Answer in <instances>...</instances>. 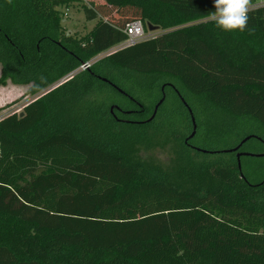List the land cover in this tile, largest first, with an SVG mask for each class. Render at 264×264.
Masks as SVG:
<instances>
[{"label":"trees","instance_id":"trees-1","mask_svg":"<svg viewBox=\"0 0 264 264\" xmlns=\"http://www.w3.org/2000/svg\"><path fill=\"white\" fill-rule=\"evenodd\" d=\"M81 1L0 0V86L68 77L0 122V264H264V178L245 173L264 150L237 158L264 147V6L241 33L206 20L213 0H104L65 34ZM136 20L160 33L69 78ZM247 123L261 133L238 152L194 143ZM169 146V164L143 155Z\"/></svg>","mask_w":264,"mask_h":264},{"label":"rangeland","instance_id":"rangeland-1","mask_svg":"<svg viewBox=\"0 0 264 264\" xmlns=\"http://www.w3.org/2000/svg\"><path fill=\"white\" fill-rule=\"evenodd\" d=\"M256 1L257 3L264 2V0H256ZM104 3H105L104 0H82L81 2L75 3L69 7L60 8L63 15L62 26L65 31V34L73 35L77 37H83L87 35L94 27L96 21H88L86 19L84 13V6L102 5ZM145 33L146 36L149 37L160 33V31L148 30L145 31ZM0 75H1V66H0ZM27 90H28V86L15 85L10 82L5 86H0V110L4 109L3 107L24 105L30 102L33 98H36L40 94H42L39 93L37 95H31L27 93ZM169 105L170 107L176 108V104L174 102H172ZM127 106L131 107L132 105L127 103ZM260 133L261 131L256 126L252 125L251 123H247L246 125L244 124L239 129H237L233 135L228 136L226 139H223L221 141L205 139V137L200 134L197 138V141L194 143H197V145L199 146H203L209 149H214L216 151H226L229 150L230 147L241 142L243 138H246L248 136H258L257 134ZM262 150H264V147H262L257 141H252L244 147L243 152L248 154H256L257 152H260ZM172 152H173L172 147L169 146L164 149L158 148L147 153L143 152V155L152 156L166 165L170 163ZM248 157L249 155H246V159H248ZM249 159L252 161H249V165L245 166V173L249 176L252 182H258L264 178V157L249 158ZM256 163L257 164L262 163L263 166L257 167L255 171L251 167L252 164H256Z\"/></svg>","mask_w":264,"mask_h":264},{"label":"clouds","instance_id":"clouds-1","mask_svg":"<svg viewBox=\"0 0 264 264\" xmlns=\"http://www.w3.org/2000/svg\"><path fill=\"white\" fill-rule=\"evenodd\" d=\"M9 4L12 0H7ZM214 11L206 20L224 32H244L248 29L249 13L254 5L252 0H213ZM249 34L251 30H249Z\"/></svg>","mask_w":264,"mask_h":264},{"label":"built area","instance_id":"built-area-1","mask_svg":"<svg viewBox=\"0 0 264 264\" xmlns=\"http://www.w3.org/2000/svg\"><path fill=\"white\" fill-rule=\"evenodd\" d=\"M253 5H254L253 8H258V7L264 6V2L263 3H257V1L255 0ZM124 32L127 35V39L123 43H121L118 47L114 48L113 50H110L109 52H106V53H104V54L92 59L91 61H88V62H85V63L81 64L78 69L74 70L69 75V78L71 76H73V75H76L80 71H84V70L90 68L100 58H102L103 56H106L107 54L113 52L114 50H117V49H120V48H123V47H127V46L135 45V44L143 41L144 39L148 38V36H146L143 23L140 20H136V21H133V22L127 24ZM66 79H68V77L62 79L59 83L55 84L53 87H51V88L47 89L46 91L42 92V94H40V95H43L46 92L50 91L51 89L55 88L56 86L62 84ZM26 104L21 105V106L15 105V106H12V107H3L4 109L0 110V122H2L8 116L22 113V111H23V109H24ZM1 153H2V147H1V144H0V155H1Z\"/></svg>","mask_w":264,"mask_h":264},{"label":"water","instance_id":"water-1","mask_svg":"<svg viewBox=\"0 0 264 264\" xmlns=\"http://www.w3.org/2000/svg\"><path fill=\"white\" fill-rule=\"evenodd\" d=\"M149 29L152 31V30H154V27H153V26H149ZM105 80H106V79H105ZM163 101H164V98L161 99V101L157 104V106H156V108H155V111H154L152 117L149 119V121L152 120V119L155 117L156 112H157V109L159 108L160 104H161ZM186 105H187V104H186ZM187 107H188V106H187ZM188 109H189V111H190L191 118H192L193 132H192L191 135L187 138V142H188L189 139H191V138H193V137L195 136V134H196V130H197V124H196V120H195V117H194V115H193V112L191 111L190 108H188ZM22 114H23V113H21V115H22ZM251 137H252V136H248V137H246L245 139H243V140L241 141V143H240L238 146H236V147H234V148H232V149L226 150V151H224V152H238L239 149L242 147V145H243L244 143H246ZM204 152H206V151H204ZM245 155H250V154L245 153V152H238V153H237V158H238V161H239V168H240V170H242V166H241V163H240V158H241L242 156H245ZM257 156H264V154H262V155H257Z\"/></svg>","mask_w":264,"mask_h":264}]
</instances>
